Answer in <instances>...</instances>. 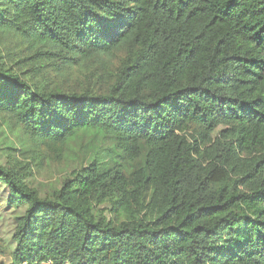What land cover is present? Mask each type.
<instances>
[{
	"label": "trees",
	"instance_id": "trees-1",
	"mask_svg": "<svg viewBox=\"0 0 264 264\" xmlns=\"http://www.w3.org/2000/svg\"><path fill=\"white\" fill-rule=\"evenodd\" d=\"M0 117L38 159L112 147L46 194L0 163L8 264H264V0H0Z\"/></svg>",
	"mask_w": 264,
	"mask_h": 264
},
{
	"label": "rangeland",
	"instance_id": "rangeland-1",
	"mask_svg": "<svg viewBox=\"0 0 264 264\" xmlns=\"http://www.w3.org/2000/svg\"><path fill=\"white\" fill-rule=\"evenodd\" d=\"M11 49L14 46L12 40L5 42ZM97 69L93 65L87 64L85 69L71 71L56 79H53L54 84L66 90L79 89H96L100 86L101 81L98 80ZM222 126L214 133L215 135ZM0 163L5 165L9 160L18 161L20 163L30 162L33 170V176L28 180L29 185L35 188L39 193L46 194L53 187L57 186L65 175H68L75 164L82 162L88 155H94L100 152L101 155L109 152L112 149L111 144L103 143L94 145L88 143V137L85 141L74 140L70 143V147L66 156L59 162H50L47 159L35 158L33 154H22L23 144L26 142V137L22 134L20 128L11 123L5 117H0ZM86 144V145H85ZM85 145V147H84ZM106 146V148H105ZM10 147V148H7ZM93 148L89 149V148ZM86 153V156L83 154ZM34 164H37L34 166ZM7 188L0 183V264H8L10 262V251L14 247L12 233L14 228V218L23 210L11 207L7 204Z\"/></svg>",
	"mask_w": 264,
	"mask_h": 264
},
{
	"label": "built area",
	"instance_id": "built-area-1",
	"mask_svg": "<svg viewBox=\"0 0 264 264\" xmlns=\"http://www.w3.org/2000/svg\"><path fill=\"white\" fill-rule=\"evenodd\" d=\"M40 264H52V262L50 260H46V261L41 262Z\"/></svg>",
	"mask_w": 264,
	"mask_h": 264
}]
</instances>
